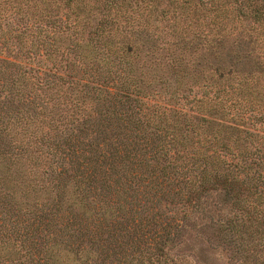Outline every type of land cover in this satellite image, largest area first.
Masks as SVG:
<instances>
[{"label":"trees","instance_id":"trees-1","mask_svg":"<svg viewBox=\"0 0 264 264\" xmlns=\"http://www.w3.org/2000/svg\"><path fill=\"white\" fill-rule=\"evenodd\" d=\"M264 264V0H0V264Z\"/></svg>","mask_w":264,"mask_h":264},{"label":"rangeland","instance_id":"rangeland-1","mask_svg":"<svg viewBox=\"0 0 264 264\" xmlns=\"http://www.w3.org/2000/svg\"><path fill=\"white\" fill-rule=\"evenodd\" d=\"M195 263V260H193L192 258H189V264H194ZM214 264H222V262H217V263H214ZM223 264H225V261H223Z\"/></svg>","mask_w":264,"mask_h":264}]
</instances>
